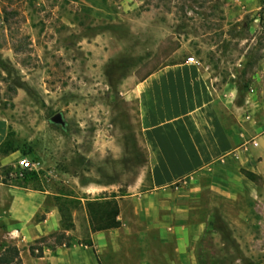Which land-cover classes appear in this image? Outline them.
Here are the masks:
<instances>
[{"label":"rangeland","instance_id":"374dc122","mask_svg":"<svg viewBox=\"0 0 264 264\" xmlns=\"http://www.w3.org/2000/svg\"><path fill=\"white\" fill-rule=\"evenodd\" d=\"M189 57L216 85L235 90L236 105L249 100L264 113V0H0V115L15 148L0 166V255L14 247L22 264L21 253L38 258L43 247H69L73 218L86 243V199L148 190L150 165L128 93ZM58 113L64 127L50 123ZM255 141L246 142L243 164L219 162L141 199L153 210L139 223L126 212L140 240L128 263L264 264V180L241 174L264 154V138L259 148ZM21 156L40 159L57 177H10ZM10 187L59 194L73 228L61 220L58 232L23 244L7 217Z\"/></svg>","mask_w":264,"mask_h":264},{"label":"crops","instance_id":"0c3cea01","mask_svg":"<svg viewBox=\"0 0 264 264\" xmlns=\"http://www.w3.org/2000/svg\"><path fill=\"white\" fill-rule=\"evenodd\" d=\"M215 81L200 64L175 63L134 82L128 95L134 102L136 132L150 165L148 190L143 194L112 193L119 207L120 228L91 233L85 214L84 231L89 232V239L82 243V226L73 218L75 237L69 247H43L38 258L22 257L21 253L22 264H129L130 247L137 246L140 240L128 231L126 212L132 210L134 221L139 223L153 210L150 205L141 207L144 197L161 194L176 182L219 162L234 159L243 164L249 138H255L254 148L260 146L258 138H264V113H260L263 107L249 100L236 105L235 90L216 85ZM7 136L8 124L0 115V145ZM8 155L0 153V166L8 163ZM255 156L258 159L245 169L264 180V170L259 167L264 154ZM9 189L7 217L23 244L30 245L61 229L56 201L59 194ZM70 233L66 231V235ZM89 240L92 247L85 245Z\"/></svg>","mask_w":264,"mask_h":264},{"label":"trees","instance_id":"16d2710c","mask_svg":"<svg viewBox=\"0 0 264 264\" xmlns=\"http://www.w3.org/2000/svg\"><path fill=\"white\" fill-rule=\"evenodd\" d=\"M10 137L11 134H8L6 140L0 145V153L2 155H8L15 151ZM30 158L38 159L33 156H30ZM9 171L10 169L2 168V172L5 176L9 175ZM241 174L251 182H255L257 179H260L254 173L246 170H241ZM18 180L22 183L37 182V177L33 174H30ZM115 197L116 196L112 194L109 198L104 196L98 199L87 201L85 203V209L87 212L89 229L91 233L120 228L121 223L118 220L119 207ZM57 205L58 211L61 216L63 229H72L73 224L71 222V214L69 210L65 209L61 204L57 203ZM65 222L68 224L64 225ZM85 245L88 247H92V243L90 240ZM30 251L33 252V249H30ZM39 254L40 255L38 257L41 256V251H39ZM0 264H20L19 251L14 247L6 248L0 255Z\"/></svg>","mask_w":264,"mask_h":264},{"label":"built area","instance_id":"2783aa9c","mask_svg":"<svg viewBox=\"0 0 264 264\" xmlns=\"http://www.w3.org/2000/svg\"><path fill=\"white\" fill-rule=\"evenodd\" d=\"M186 63L199 65V62L194 57L187 58ZM30 174L35 175L41 181H48L57 177L53 169L46 167L42 161L23 156L17 160L15 170L11 172L10 177L22 179L24 176Z\"/></svg>","mask_w":264,"mask_h":264},{"label":"water","instance_id":"95a60500","mask_svg":"<svg viewBox=\"0 0 264 264\" xmlns=\"http://www.w3.org/2000/svg\"><path fill=\"white\" fill-rule=\"evenodd\" d=\"M50 123L55 125V126H60L64 127L65 126V121L62 116V114H55L53 117L50 118Z\"/></svg>","mask_w":264,"mask_h":264}]
</instances>
